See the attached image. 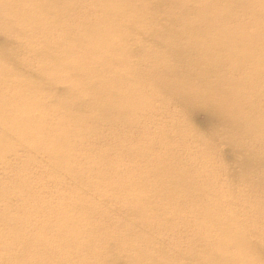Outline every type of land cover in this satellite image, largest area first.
<instances>
[{
  "label": "snow or ice",
  "instance_id": "obj_1",
  "mask_svg": "<svg viewBox=\"0 0 264 264\" xmlns=\"http://www.w3.org/2000/svg\"><path fill=\"white\" fill-rule=\"evenodd\" d=\"M147 2L39 0L43 22L47 10L57 7L105 4L128 12ZM175 5L186 6L183 0H175ZM257 6L261 34L258 66L254 57L244 56L237 47L235 17L220 11L244 13ZM204 7L215 9L216 14L197 13L178 28L173 25V38L163 44L146 38L136 21L121 25L114 38L87 57L70 48L54 55L48 49L4 43L0 56L5 66L25 79L31 95L22 98L6 86L0 115L5 121H41L61 167L80 163L94 175L121 162H135L127 174L138 184L139 190H133L132 195L138 211L150 208L156 214L153 200L194 208L211 200L222 219H244V203L253 194V181L246 174L229 171L223 150L233 146L246 151L258 135L264 157V0L258 4L257 0H206ZM29 57L35 64L31 69L26 65ZM201 114L211 118L210 128L198 127ZM8 139L15 142L14 136ZM29 162H33L31 157ZM259 212L264 234V167ZM117 222L105 221L104 231L87 242L88 250L102 245L118 257L135 242L134 231L117 230L113 227ZM226 238L230 255L237 258L208 264H264V244L256 259V247L242 229L230 230ZM103 264L148 262L117 258Z\"/></svg>",
  "mask_w": 264,
  "mask_h": 264
},
{
  "label": "bare ground",
  "instance_id": "obj_2",
  "mask_svg": "<svg viewBox=\"0 0 264 264\" xmlns=\"http://www.w3.org/2000/svg\"><path fill=\"white\" fill-rule=\"evenodd\" d=\"M183 3L186 6L177 7L175 0H148L142 7L128 12L91 6L57 7L47 10L46 22H43L44 10L39 0H0V34L4 35L0 51L3 44L8 43L17 48L48 49L54 55L70 48L87 57L91 51L99 50L114 38L120 26L130 21L138 22L145 33H156L158 36L155 39L163 44L173 38L172 33L176 30L173 25L178 28L181 22L197 13L207 15L211 11L216 14L215 9L208 12L198 10L206 0H183ZM220 11L235 17L237 22H233L238 29L244 28L247 44L238 48L244 56L254 57L258 66L261 50L259 7L244 13ZM242 16L249 18L250 22L243 23L239 28L238 19ZM234 32H237L236 28ZM32 61L31 57L26 61L29 69L34 67ZM6 86L22 98L31 95L25 79L13 68L6 67L0 56V98ZM256 98L258 106V82ZM9 136L15 137L14 143L9 142ZM38 136L49 138L48 130L41 121H5L0 115V161L4 160L3 152L12 151L17 142L25 144L31 151L49 149L53 152V157L48 160L50 170L45 177L26 179L24 187L14 188L22 196L15 207L18 219L7 224L4 230L0 229V249L5 250L0 256V264L7 261L19 264H103L117 258L148 264H208L213 260L231 258L226 234L235 229L243 230L245 237L255 245L256 258H259V248L264 244L259 212L260 173L264 157L258 135L249 150L228 146L233 152V161L240 165L241 173L253 181V194L244 203L245 218L242 220L238 217L222 219L211 200L202 208L153 200L151 203L156 205V214L150 208L138 211L136 201L132 199L133 190H139L138 184L134 177L127 174L130 168L135 167V162L118 163L101 173L103 178L95 180L94 175L80 163L67 167L58 165L50 140L40 143ZM57 176L71 178L77 188L54 187L48 193L44 188L46 181L51 182ZM97 190L103 192L102 197L94 196ZM117 212H122L123 216L114 219L118 222L113 227L117 230L132 229L135 242L125 247L118 257L106 256L108 252L103 250L102 245L95 249L96 252H88L87 242L96 239L104 231V222ZM204 220L211 223L202 224ZM184 239L185 245H182Z\"/></svg>",
  "mask_w": 264,
  "mask_h": 264
},
{
  "label": "rangeland",
  "instance_id": "obj_3",
  "mask_svg": "<svg viewBox=\"0 0 264 264\" xmlns=\"http://www.w3.org/2000/svg\"><path fill=\"white\" fill-rule=\"evenodd\" d=\"M205 4H201L198 8L201 12H208L209 10L204 7ZM88 15H91L88 14ZM183 20V19H180ZM237 22V19H234ZM250 19L245 18V16H242L238 19L239 28L244 23H249ZM235 32V38L239 41L237 47L244 46L247 44L245 41L246 35H244L246 32L244 28L238 29V25H236ZM146 38H155L156 33L147 32L145 33ZM4 41V35L0 34V44H2ZM23 46H28L27 44H24ZM31 46H34V44H31ZM32 66H35L34 62L32 61ZM212 120L210 117H208L205 114H201L200 117L197 119V125L201 129H207L212 126ZM47 136H38L37 141L47 142L48 141ZM252 145H250L247 150H249ZM12 151L3 152L4 156L2 159L3 161H0V229L4 230L5 226L10 223H14L17 221L18 217L16 216L15 209L17 205V200H19L22 196L20 193H16L14 190L15 187H24L26 185V179H41L42 176L45 177V174L50 170L48 165V160L53 157V152L49 149L46 151H31L29 147H27L25 144L21 142H17L13 148H11ZM233 152L228 147H225L223 150V157L226 161V164L228 166L229 171L234 175H240L241 169L240 165H238L236 162L233 161V156H231ZM29 157L32 159V163L29 162ZM23 164V166H21ZM117 171V170H116ZM118 172V171H117ZM103 178L104 175L99 173L98 175L94 174V179L97 178ZM115 179H116V172H115ZM24 182V185L21 186ZM65 187L68 189H71L72 187H76L75 182L71 178L57 176L54 178L51 182H47L44 186L48 190V193H51L52 189L55 187ZM77 188V187H76ZM137 189L138 186H137ZM12 193V195L10 194ZM102 191L97 190L94 194V196L102 197ZM28 196V194H26ZM55 207V206H53ZM56 208V207H55ZM123 216L122 212H117L115 214H111V219L120 218ZM245 217V215H244ZM241 220L240 218H238ZM202 224H210V220H204L201 222ZM182 245H185V239L181 241ZM88 252H96L95 250H88V247L86 248ZM5 253L4 249H0V256H2ZM105 254V253H104ZM106 256L109 255V253L105 254ZM122 261H125L124 259H120Z\"/></svg>",
  "mask_w": 264,
  "mask_h": 264
},
{
  "label": "clouds",
  "instance_id": "obj_4",
  "mask_svg": "<svg viewBox=\"0 0 264 264\" xmlns=\"http://www.w3.org/2000/svg\"><path fill=\"white\" fill-rule=\"evenodd\" d=\"M94 7L95 8H99V9H103V10H114L111 6L105 5V4H98V5L94 6ZM236 258L237 257L231 255V258L228 259V260H232V259H236ZM256 259H258V258H256ZM228 260H224V261H228Z\"/></svg>",
  "mask_w": 264,
  "mask_h": 264
}]
</instances>
